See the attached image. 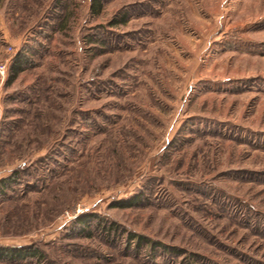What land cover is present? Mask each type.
Returning <instances> with one entry per match:
<instances>
[{
  "label": "rangeland",
  "instance_id": "obj_1",
  "mask_svg": "<svg viewBox=\"0 0 264 264\" xmlns=\"http://www.w3.org/2000/svg\"><path fill=\"white\" fill-rule=\"evenodd\" d=\"M2 62L0 264H264V0H0Z\"/></svg>",
  "mask_w": 264,
  "mask_h": 264
},
{
  "label": "trees",
  "instance_id": "obj_2",
  "mask_svg": "<svg viewBox=\"0 0 264 264\" xmlns=\"http://www.w3.org/2000/svg\"><path fill=\"white\" fill-rule=\"evenodd\" d=\"M97 5V4H96ZM90 8L92 10H94L95 8V3L90 5ZM100 8L99 5H97V9L94 10L95 12H97V10ZM16 60L12 65V69H13V76L11 78H14L20 71L23 70L24 65L27 63V58L25 56H23L21 53H18L16 55ZM15 174L16 172L14 171L10 177H6L4 179L0 180V195L3 194L4 191V186L7 185V182L10 181L9 179L13 180L15 179ZM129 202L128 200H121L120 202L117 203V205L120 206H124V205H128ZM85 218L86 215L82 214L77 218V222L79 224L84 223L85 222ZM98 225L100 224V222H97ZM84 226V225H83ZM102 229H105L106 231H108L109 234L114 233L115 231V227L114 225H110L105 227V225H101ZM132 236V235H130ZM137 244L141 243V242H145L148 243L149 240L143 236L137 235ZM37 253V251L30 247V246H20V247H15V246H0V258H25L26 256L30 255V256H35Z\"/></svg>",
  "mask_w": 264,
  "mask_h": 264
},
{
  "label": "built area",
  "instance_id": "obj_3",
  "mask_svg": "<svg viewBox=\"0 0 264 264\" xmlns=\"http://www.w3.org/2000/svg\"><path fill=\"white\" fill-rule=\"evenodd\" d=\"M4 74H5V62H2L0 63V77L3 78ZM78 210L79 208L77 209V212H79Z\"/></svg>",
  "mask_w": 264,
  "mask_h": 264
}]
</instances>
